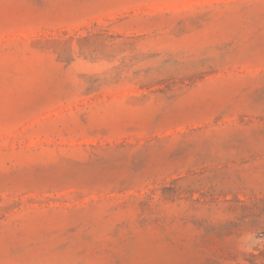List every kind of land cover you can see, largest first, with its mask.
<instances>
[{
	"label": "rangeland",
	"instance_id": "374dc122",
	"mask_svg": "<svg viewBox=\"0 0 264 264\" xmlns=\"http://www.w3.org/2000/svg\"><path fill=\"white\" fill-rule=\"evenodd\" d=\"M0 264H264V0H0Z\"/></svg>",
	"mask_w": 264,
	"mask_h": 264
}]
</instances>
